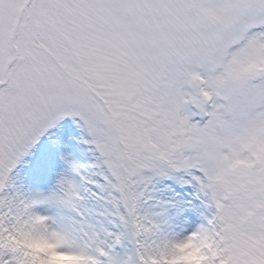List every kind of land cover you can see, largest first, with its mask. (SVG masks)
Listing matches in <instances>:
<instances>
[{
  "label": "snow or ice",
  "instance_id": "obj_1",
  "mask_svg": "<svg viewBox=\"0 0 264 264\" xmlns=\"http://www.w3.org/2000/svg\"><path fill=\"white\" fill-rule=\"evenodd\" d=\"M0 264H264V0H0Z\"/></svg>",
  "mask_w": 264,
  "mask_h": 264
}]
</instances>
